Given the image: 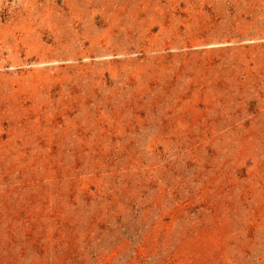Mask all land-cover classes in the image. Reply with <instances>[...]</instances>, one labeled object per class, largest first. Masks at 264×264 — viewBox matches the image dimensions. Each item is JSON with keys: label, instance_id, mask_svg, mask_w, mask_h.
I'll return each mask as SVG.
<instances>
[{"label": "rangeland", "instance_id": "rangeland-1", "mask_svg": "<svg viewBox=\"0 0 264 264\" xmlns=\"http://www.w3.org/2000/svg\"><path fill=\"white\" fill-rule=\"evenodd\" d=\"M0 264H264V0H0Z\"/></svg>", "mask_w": 264, "mask_h": 264}]
</instances>
